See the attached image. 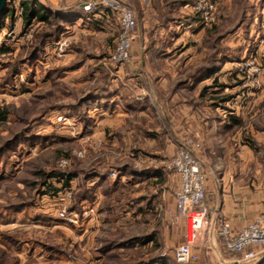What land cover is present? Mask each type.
Listing matches in <instances>:
<instances>
[{"label": "rangeland", "instance_id": "374dc122", "mask_svg": "<svg viewBox=\"0 0 264 264\" xmlns=\"http://www.w3.org/2000/svg\"><path fill=\"white\" fill-rule=\"evenodd\" d=\"M9 1L0 33L8 109L0 148L9 147L0 153V264H178L171 245L189 231L187 220L172 226L167 217L180 186L170 165L178 147L203 165L216 154L264 168V0H121L138 23L124 65L111 60L121 30L111 11L97 8L109 16L100 29L68 12L77 3L37 0L63 14L26 26L22 0ZM53 173L68 184H45ZM67 188L77 223L56 215ZM207 204L209 218L213 194ZM219 219L222 244L219 222H229ZM211 234L205 224L192 237L188 264H218Z\"/></svg>", "mask_w": 264, "mask_h": 264}, {"label": "built area", "instance_id": "2783aa9c", "mask_svg": "<svg viewBox=\"0 0 264 264\" xmlns=\"http://www.w3.org/2000/svg\"><path fill=\"white\" fill-rule=\"evenodd\" d=\"M80 1L87 12L101 6L104 10H109L118 16L121 30L111 60L116 64L124 65L129 60L138 27L133 9L121 0H99L98 3L94 0ZM170 165L180 178V186L175 193L174 206L167 212L169 224L175 226L186 220L189 222L187 242L181 245L172 243L171 248L179 264H188L195 259L192 251V237L196 239L208 217L206 175L202 160L183 143L178 147ZM110 176L115 177V172L110 173ZM72 198L73 191L67 188L60 197L56 215L60 220L77 223L79 214L76 210L69 209ZM219 235L226 252L241 255L242 259L238 262L242 264H252L259 258L257 249L264 247V215L244 225L236 232L229 223L221 220Z\"/></svg>", "mask_w": 264, "mask_h": 264}, {"label": "crops", "instance_id": "0c3cea01", "mask_svg": "<svg viewBox=\"0 0 264 264\" xmlns=\"http://www.w3.org/2000/svg\"><path fill=\"white\" fill-rule=\"evenodd\" d=\"M68 1L70 4H75L80 0ZM82 18H85L89 25H95L94 27L100 29H103L102 24H107L109 21V16L103 9L87 13ZM89 28L92 29L91 26ZM220 143L222 141L217 143L218 147H220ZM215 155L211 156L208 161L204 160L205 164L203 165L206 175V196L213 194L217 203L215 213L211 214L209 218L207 217L206 221V225H210L213 229L214 235L211 234L210 237L214 240L211 242L212 251L218 264H242L232 259L221 242H218L215 237V233L217 235L216 225L219 218L224 217L232 229L237 231L264 214V168L260 165L261 168L255 167L248 171V164L251 162L248 161L249 159L253 160L251 164H258L255 158L244 156L238 158V162H232L230 159L227 161L225 156L215 157ZM210 208H212L211 205ZM257 251L259 258L252 264H264V247Z\"/></svg>", "mask_w": 264, "mask_h": 264}, {"label": "trees", "instance_id": "16d2710c", "mask_svg": "<svg viewBox=\"0 0 264 264\" xmlns=\"http://www.w3.org/2000/svg\"><path fill=\"white\" fill-rule=\"evenodd\" d=\"M21 4H22V10H23L22 18H23L26 26L31 25L34 21H38V22H42V23H46V24H51L53 21L60 20L61 14H63V11H60V10L56 11L55 9H51L48 6L41 5L37 0H22ZM10 8H11L10 7V1L8 0L4 16L0 21V33L2 31V26H3L2 21L4 20V17L6 15L10 16V13L12 14V12H13V10H10ZM68 12L74 13L79 18H82L87 13H92L93 11L87 12L81 3H77V5L68 8ZM106 14L108 15L107 12H106ZM13 18H14V15H11L12 22H14ZM43 41H44V37L40 40V42H43ZM9 50H10L9 48L3 49L4 52H8ZM201 71H202L201 76L208 75L207 73H210V71L208 72V69H202ZM202 73H204V74H202ZM7 117H8V109L6 107L0 108V123L7 121ZM5 146H7V145H5ZM7 148H9V147L7 146L6 149ZM6 149H5V147H3V148L1 147L0 153L4 152ZM44 178L46 179L45 184H47L48 180H50V178L51 179L57 178L60 181L61 180L64 181L66 179V176L61 174V173H53L50 175H45ZM68 182H69V180L66 179V184H68ZM51 190H54V189L52 188Z\"/></svg>", "mask_w": 264, "mask_h": 264}, {"label": "water", "instance_id": "95a60500", "mask_svg": "<svg viewBox=\"0 0 264 264\" xmlns=\"http://www.w3.org/2000/svg\"><path fill=\"white\" fill-rule=\"evenodd\" d=\"M8 0H0V21L4 16Z\"/></svg>", "mask_w": 264, "mask_h": 264}]
</instances>
